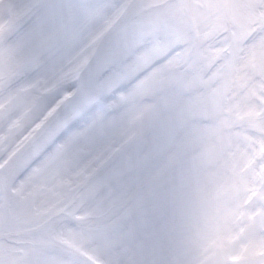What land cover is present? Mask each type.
I'll return each mask as SVG.
<instances>
[{"label": "snow or ice", "instance_id": "snow-or-ice-1", "mask_svg": "<svg viewBox=\"0 0 264 264\" xmlns=\"http://www.w3.org/2000/svg\"><path fill=\"white\" fill-rule=\"evenodd\" d=\"M0 264H264V0H0Z\"/></svg>", "mask_w": 264, "mask_h": 264}]
</instances>
